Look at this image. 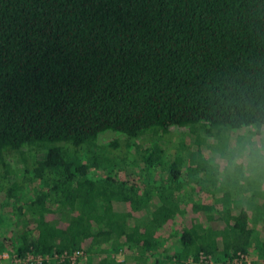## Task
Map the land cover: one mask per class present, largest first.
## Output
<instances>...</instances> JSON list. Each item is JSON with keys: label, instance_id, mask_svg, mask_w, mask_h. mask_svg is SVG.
I'll use <instances>...</instances> for the list:
<instances>
[{"label": "trees", "instance_id": "trees-1", "mask_svg": "<svg viewBox=\"0 0 264 264\" xmlns=\"http://www.w3.org/2000/svg\"><path fill=\"white\" fill-rule=\"evenodd\" d=\"M253 124L264 125V0H0V193L12 204L0 253L257 264L263 223L249 222L264 188L236 197L245 188L201 150L192 163H159L154 179L110 151L172 125L200 143ZM123 247L136 261L110 256Z\"/></svg>", "mask_w": 264, "mask_h": 264}, {"label": "rangeland", "instance_id": "rangeland-1", "mask_svg": "<svg viewBox=\"0 0 264 264\" xmlns=\"http://www.w3.org/2000/svg\"><path fill=\"white\" fill-rule=\"evenodd\" d=\"M245 129H233V128H225L224 135L221 138L210 137L200 138V143L196 142L197 138L194 133L188 131L185 125L178 126L172 125L168 130L165 136H155L150 132L142 133L137 138H130L126 141H123L121 147L117 149L110 150L112 155H116L117 161L116 166L125 165L126 170L133 169L134 172L141 174L142 169H145L147 172L144 176L151 177L154 179L159 176V169H161L160 164L165 169L167 164L170 163L172 158L175 156H179L183 160V164L192 163L196 160V155L199 157L197 150L204 151L205 155L209 158V162L220 169L225 167V172H222L220 175H224L225 173L229 175L231 181L238 182L237 185H241L245 188V191L236 192L233 191V194L236 197L246 199L249 193L253 190L263 189L264 188V170H258V168H254L247 159V156L250 153L247 151L248 142L245 140L243 133ZM260 131L264 132V125L260 127ZM160 133V132H159ZM228 135L227 139L226 136ZM127 144H130V147H127ZM235 148L236 151H229V149ZM42 150H37L33 152L34 155L40 156L42 154ZM104 152L100 154V159H108V156H111ZM120 156L123 157L124 160L120 159ZM112 157V156H111ZM151 157L152 166L147 167L146 158ZM113 158V157H112ZM238 159L237 166L233 164V159ZM7 160L10 161V165L16 169V174H20V165H19V157L18 155L7 156ZM217 161H221V164H218ZM160 163V164H159ZM21 164V162H20ZM145 167V168H144ZM147 167V169H146ZM234 168H239L238 170L233 171ZM162 174V173H161ZM32 185V184H30ZM38 187V184L35 182L33 186L30 187L29 192H31ZM258 194V193H256ZM260 196V195H259ZM259 196L255 197L256 200H262ZM9 199L4 196V193H0V229L5 225L2 219L5 218L4 212H8L12 218V213L10 212L11 203L8 201ZM151 208V206H150ZM4 211V212H3ZM263 223L261 228L263 230L264 236V212L252 211L250 218V226H256L259 223ZM14 228L12 229L13 232ZM1 231V230H0ZM9 231V230H8ZM7 231V232H8ZM11 234V231L9 232ZM166 240V239H165ZM163 241V240H162ZM162 243V242H161ZM166 248H169V252L174 248H178V244L176 242L170 243V241L165 242ZM164 244H161V247ZM161 247L158 248L157 256H161ZM138 250L131 251L123 247L121 250L112 251L110 256L114 257L116 260H135L136 254L133 252H137ZM165 252L167 249L164 250ZM139 254V253H137ZM153 257L147 254H144V258L140 260L142 264H153ZM257 264H264V257H259L257 259Z\"/></svg>", "mask_w": 264, "mask_h": 264}, {"label": "built area", "instance_id": "built-area-1", "mask_svg": "<svg viewBox=\"0 0 264 264\" xmlns=\"http://www.w3.org/2000/svg\"><path fill=\"white\" fill-rule=\"evenodd\" d=\"M87 254L82 249H74L72 251H56L53 252H36L34 250H27L23 254H18L16 252H10L8 250H3L0 253V264H40L42 262H47L49 264H60L65 260H69L72 263H76L79 260L85 259ZM244 258V256H241ZM241 257H234L229 262L237 264L240 263ZM248 260L247 258H245ZM199 261L203 264H215L214 259L204 253L199 254Z\"/></svg>", "mask_w": 264, "mask_h": 264}, {"label": "clouds", "instance_id": "clouds-1", "mask_svg": "<svg viewBox=\"0 0 264 264\" xmlns=\"http://www.w3.org/2000/svg\"><path fill=\"white\" fill-rule=\"evenodd\" d=\"M245 127L246 130L243 133L245 140L248 142L247 151L250 155L247 156L249 164H251L254 168H258V170H264V132L257 129V127L253 125H247ZM229 151H236L235 148L229 149ZM233 164L240 162L238 159H233ZM218 164L222 165L221 161H217Z\"/></svg>", "mask_w": 264, "mask_h": 264}]
</instances>
